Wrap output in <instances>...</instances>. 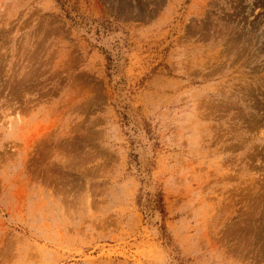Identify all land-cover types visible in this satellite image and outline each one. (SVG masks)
Here are the masks:
<instances>
[{
    "label": "rangeland",
    "instance_id": "374dc122",
    "mask_svg": "<svg viewBox=\"0 0 264 264\" xmlns=\"http://www.w3.org/2000/svg\"><path fill=\"white\" fill-rule=\"evenodd\" d=\"M0 264H264V0H0Z\"/></svg>",
    "mask_w": 264,
    "mask_h": 264
}]
</instances>
